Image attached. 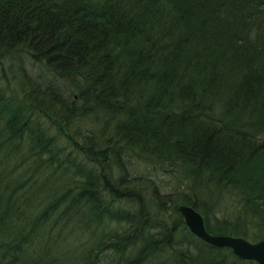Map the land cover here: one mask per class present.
I'll list each match as a JSON object with an SVG mask.
<instances>
[{
	"label": "trees",
	"instance_id": "trees-1",
	"mask_svg": "<svg viewBox=\"0 0 264 264\" xmlns=\"http://www.w3.org/2000/svg\"><path fill=\"white\" fill-rule=\"evenodd\" d=\"M60 1L0 0V264H256L178 207L264 240V0Z\"/></svg>",
	"mask_w": 264,
	"mask_h": 264
},
{
	"label": "water",
	"instance_id": "water-1",
	"mask_svg": "<svg viewBox=\"0 0 264 264\" xmlns=\"http://www.w3.org/2000/svg\"><path fill=\"white\" fill-rule=\"evenodd\" d=\"M178 212L188 230L206 244L216 248H228L241 260L264 264V240L249 242L239 237L211 235L205 230L202 216L194 209L180 206Z\"/></svg>",
	"mask_w": 264,
	"mask_h": 264
},
{
	"label": "rangeland",
	"instance_id": "rangeland-1",
	"mask_svg": "<svg viewBox=\"0 0 264 264\" xmlns=\"http://www.w3.org/2000/svg\"><path fill=\"white\" fill-rule=\"evenodd\" d=\"M50 6L51 7L49 8V11H48L49 15L48 16L45 15V17L44 18L42 17L43 19L41 18L42 20H40L41 26L44 29H46L45 27H47V25H49V24L53 25L56 23V24L60 25L59 21H58L59 13L61 14L62 12H64L63 11L64 10L63 4L61 3L60 0H53V2L51 3ZM0 75H2L1 72H0ZM0 85H1V83H0ZM134 167H135L134 169L136 170L137 173H141L143 171V169H145L144 164L143 165L136 164V166H134ZM244 240H246V239H244ZM249 242H252V241H249Z\"/></svg>",
	"mask_w": 264,
	"mask_h": 264
},
{
	"label": "bare ground",
	"instance_id": "bare-ground-1",
	"mask_svg": "<svg viewBox=\"0 0 264 264\" xmlns=\"http://www.w3.org/2000/svg\"><path fill=\"white\" fill-rule=\"evenodd\" d=\"M187 207H189V206H187ZM190 208H192V207H190ZM193 209V208H192ZM195 210V209H194ZM196 211V210H195ZM197 212V211H196Z\"/></svg>",
	"mask_w": 264,
	"mask_h": 264
}]
</instances>
